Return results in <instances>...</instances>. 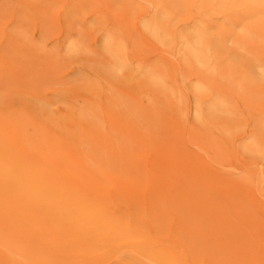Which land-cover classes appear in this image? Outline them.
<instances>
[{
	"label": "bare ground",
	"instance_id": "obj_1",
	"mask_svg": "<svg viewBox=\"0 0 264 264\" xmlns=\"http://www.w3.org/2000/svg\"><path fill=\"white\" fill-rule=\"evenodd\" d=\"M16 2L19 11L9 12L0 1V74L8 83L21 82L24 90L0 100V264L10 259L56 264L34 247H155L130 235L125 216L106 211L117 196L131 197L133 191L127 177L108 168L118 146L104 133L99 116L124 131L132 106L120 104L112 91L143 109L144 102L166 95L160 70L143 60L130 61L124 41L103 29L88 30L98 47L89 52L81 28L74 27V5L62 7L51 36L47 25L34 18L32 1ZM128 3L125 18L131 12ZM150 3V18L144 6L134 9L138 32L159 54L172 53L194 78V120L223 130L235 123L228 102L212 92L232 91L236 76L242 77L237 85L264 89V0ZM85 22L83 30L90 27ZM98 52L105 62L92 65ZM62 72L78 75L79 84L49 89L57 105L51 111L46 104L51 101L43 97H49L45 85ZM262 141L264 124H255L241 150L263 155ZM151 255L160 257L159 264L179 262L166 250L151 248Z\"/></svg>",
	"mask_w": 264,
	"mask_h": 264
},
{
	"label": "rangeland",
	"instance_id": "obj_2",
	"mask_svg": "<svg viewBox=\"0 0 264 264\" xmlns=\"http://www.w3.org/2000/svg\"><path fill=\"white\" fill-rule=\"evenodd\" d=\"M0 1L9 12L19 11L14 10L16 0ZM30 1L36 7L31 9L34 18L47 25L51 36L56 33L54 21L62 7L76 6L74 27L81 28V39L89 52L98 47L94 48L96 35L88 30H106L124 41L130 61L143 60L148 67H157L167 89L160 99L144 102L143 109L112 91L120 104L132 106L124 131L99 116L104 133L118 146L113 150L116 157L108 159V168L127 177L133 191L131 197L117 196L106 211L113 217L125 216L130 235L155 247L34 248L56 264H159L160 257H153L151 248L156 253L171 252L178 264H264V154L241 150L253 126L264 124V89L237 85L242 77L236 76L232 91L212 92L228 102L236 122L224 130L200 125L193 117L194 78L184 73L172 53L159 54L138 32L134 9L144 6L150 18L151 0ZM128 2L131 12L125 18L123 7ZM47 8L49 11L41 15L44 20L40 21V14ZM84 22L91 29L83 30ZM92 59V65L105 62L100 52ZM64 72L45 85V95L49 97H43L52 104L43 102L51 111L57 105L49 89L62 90L79 84L78 75ZM2 75L1 101L7 95L13 99L24 93L21 82L8 83ZM122 76L123 73H116L118 80L123 81ZM236 130L239 135L232 136ZM2 251L0 248V255ZM4 264L16 263L10 259Z\"/></svg>",
	"mask_w": 264,
	"mask_h": 264
}]
</instances>
